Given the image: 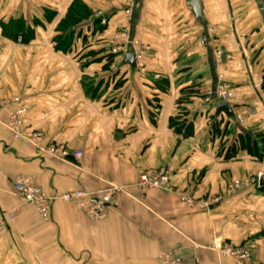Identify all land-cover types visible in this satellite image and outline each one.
<instances>
[{
  "label": "crops",
  "instance_id": "obj_1",
  "mask_svg": "<svg viewBox=\"0 0 264 264\" xmlns=\"http://www.w3.org/2000/svg\"><path fill=\"white\" fill-rule=\"evenodd\" d=\"M74 1L0 0V102L7 103L0 110V212L15 211L0 234V264H162L161 255L175 250L181 264H238L218 254L216 241L246 247L252 264H264L260 182L209 210L180 199L186 192L210 199L234 180L264 175V159L240 149L226 157L245 137L264 134V0H198L202 19L193 0H81L94 19L64 54L53 39ZM46 11L55 14L51 21ZM99 11L108 20L102 33L94 25ZM21 20L33 37L19 43L3 29ZM127 31L146 50L144 67L128 64L129 53H113ZM222 82L234 91L232 117L208 102ZM190 87L198 93L184 105L193 124L187 138L170 120ZM20 107L27 108L22 132H41L44 146L84 157L56 159L16 139L9 124ZM249 109L256 115L248 117ZM162 168L171 173L170 189L137 187L142 173ZM21 178L48 196L109 183L128 192L102 222L63 200L45 222L16 192Z\"/></svg>",
  "mask_w": 264,
  "mask_h": 264
},
{
  "label": "built area",
  "instance_id": "obj_2",
  "mask_svg": "<svg viewBox=\"0 0 264 264\" xmlns=\"http://www.w3.org/2000/svg\"><path fill=\"white\" fill-rule=\"evenodd\" d=\"M133 1V0H131ZM126 14L131 17V9L126 10ZM96 17L101 20V25H107L108 20L104 16L103 12L99 11ZM123 45L118 49H114L113 53H133L135 55V61L139 67H144V60L146 56V50H139L138 43L130 39L129 31L121 35ZM18 42L22 43V38H18ZM221 57V53H218V58ZM209 101L212 104H219L224 101L230 102L234 99V91L229 83L222 82L215 91L210 92ZM19 100H15L18 102ZM7 103L0 102V110L3 105ZM27 112V108L20 107L13 114L9 127L14 132L16 139L37 148L39 153L56 158V159H68L73 158L75 160H81L84 157L83 151H68L66 149L59 148L55 145L44 146V134L41 132L24 133L20 130L22 116ZM248 117L256 115L254 109L247 111ZM1 120V119H0ZM238 122L243 123L245 120L243 117L238 116ZM264 175L259 174L255 179L234 180L228 183L225 191L210 199H204L197 201L193 195L186 192L180 195L181 201L187 207H194L199 204L202 209L209 210L213 206L220 204L224 199L236 194L237 192L246 189L252 184H259L260 179ZM171 173L167 169H159L157 171L142 173L137 187L141 190L152 189H170ZM16 192L23 198V200L35 207L36 211L45 222L52 220V207L54 202L63 200L67 203H74L77 207L91 220L96 222H102L108 217V212L111 207L116 205L118 196L128 192V188L122 185L109 183V185L100 191L89 192L85 190H78L70 193H66L62 196H48L42 190L35 186L34 181L29 178H21L16 186ZM15 219V211L0 212V234L3 233L10 222ZM196 248H198L196 246ZM215 249L222 258H228L238 264H252L251 253L246 247H234L230 244L215 242ZM160 261L162 264H181L182 253L180 250L167 252L161 255Z\"/></svg>",
  "mask_w": 264,
  "mask_h": 264
},
{
  "label": "trees",
  "instance_id": "obj_3",
  "mask_svg": "<svg viewBox=\"0 0 264 264\" xmlns=\"http://www.w3.org/2000/svg\"><path fill=\"white\" fill-rule=\"evenodd\" d=\"M47 20L51 21L55 14L46 11ZM93 11L81 0H75L70 7L66 17L60 22L57 27V35L53 39L55 50L68 54L72 52L75 39L80 36V26L91 19H94ZM95 30L104 32L107 25H101V20L97 18L94 20ZM4 34L8 38L18 39L22 38V42L30 41L33 37V31L27 28L24 21L18 22L14 27L4 28ZM112 62V61H110ZM88 64H86L87 66ZM264 90V78H263ZM90 91V90H89ZM198 92L194 87L184 89L182 91V98L179 100L180 114L170 120V125L174 128L175 132L182 134L184 137H191L193 135V124L188 123L186 117L188 116L185 104L191 103L189 100L193 98ZM247 151L249 155L259 159H264V134H258L256 137L247 136L242 140L239 148L231 147L226 154L227 158H234L238 150Z\"/></svg>",
  "mask_w": 264,
  "mask_h": 264
},
{
  "label": "water",
  "instance_id": "obj_4",
  "mask_svg": "<svg viewBox=\"0 0 264 264\" xmlns=\"http://www.w3.org/2000/svg\"><path fill=\"white\" fill-rule=\"evenodd\" d=\"M189 6L194 10L198 19H202V9L198 0H193L189 3ZM126 62L130 65H135V55L129 53L126 55ZM224 113L228 117H232L233 111L230 104L226 101L219 104L217 108V114ZM260 186H264V176L260 179Z\"/></svg>",
  "mask_w": 264,
  "mask_h": 264
}]
</instances>
